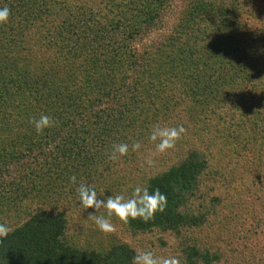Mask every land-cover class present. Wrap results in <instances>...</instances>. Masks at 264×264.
Segmentation results:
<instances>
[{
	"label": "trees",
	"instance_id": "1",
	"mask_svg": "<svg viewBox=\"0 0 264 264\" xmlns=\"http://www.w3.org/2000/svg\"><path fill=\"white\" fill-rule=\"evenodd\" d=\"M5 6L0 264H132L141 250L264 264V0ZM41 115L55 124L37 134ZM157 124L187 130L165 154L149 139ZM120 143L128 155L110 159ZM80 183L105 200L159 188L167 209L147 224L113 216L117 231L104 234Z\"/></svg>",
	"mask_w": 264,
	"mask_h": 264
},
{
	"label": "clouds",
	"instance_id": "2",
	"mask_svg": "<svg viewBox=\"0 0 264 264\" xmlns=\"http://www.w3.org/2000/svg\"><path fill=\"white\" fill-rule=\"evenodd\" d=\"M10 14V9L7 6L0 8V25L8 23ZM30 123L34 125L37 134H42L45 129L53 127L55 121L48 115H41L39 119L30 120ZM186 131L182 125L170 127L157 124L153 126L149 139L155 144L157 153L165 154L175 148ZM140 148L141 144L138 141L131 144V151L133 152ZM128 153L129 145L127 143L116 144L113 145V153L110 159L116 160L127 156ZM145 162L149 167L154 164L151 158ZM70 179L72 183H76L75 176ZM77 192L81 206L85 209L94 210L89 213V219H92L104 234H113L117 231L111 219L113 216L125 225L137 219L147 224L154 221L157 213L163 214L168 205L167 196L161 193L159 188L150 193L148 187L141 185L135 186L130 197H126L124 194H116L109 196L106 200L98 198L94 186H88L84 183H80ZM101 209L106 210L107 216L103 213L97 214L100 213ZM9 232L8 226L0 224V245L6 240ZM132 264H181V261L175 256L156 255L151 250H141L137 251L133 257Z\"/></svg>",
	"mask_w": 264,
	"mask_h": 264
},
{
	"label": "rangeland",
	"instance_id": "3",
	"mask_svg": "<svg viewBox=\"0 0 264 264\" xmlns=\"http://www.w3.org/2000/svg\"><path fill=\"white\" fill-rule=\"evenodd\" d=\"M105 239L103 238V241H104Z\"/></svg>",
	"mask_w": 264,
	"mask_h": 264
}]
</instances>
